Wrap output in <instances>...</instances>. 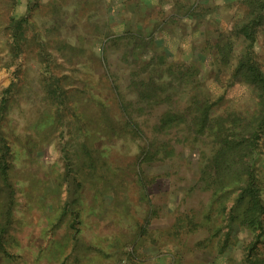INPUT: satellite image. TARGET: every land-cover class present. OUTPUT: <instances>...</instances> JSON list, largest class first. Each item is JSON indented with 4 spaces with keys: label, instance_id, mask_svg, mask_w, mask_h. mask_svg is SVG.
Listing matches in <instances>:
<instances>
[{
    "label": "rangeland",
    "instance_id": "374dc122",
    "mask_svg": "<svg viewBox=\"0 0 264 264\" xmlns=\"http://www.w3.org/2000/svg\"><path fill=\"white\" fill-rule=\"evenodd\" d=\"M253 17L264 76V0H0V264H264V214L241 224L238 189L202 176L198 94L178 75L198 70L218 124L253 118L229 80ZM256 147L264 205L261 130Z\"/></svg>",
    "mask_w": 264,
    "mask_h": 264
},
{
    "label": "trees",
    "instance_id": "16d2710c",
    "mask_svg": "<svg viewBox=\"0 0 264 264\" xmlns=\"http://www.w3.org/2000/svg\"><path fill=\"white\" fill-rule=\"evenodd\" d=\"M191 11L192 7H189L184 14L190 16ZM10 23L14 42L13 51L17 53L22 49L24 43L23 27L27 23V18L11 19ZM258 24V19L253 17L248 23H244L236 33L238 38H243L246 46L243 54L234 65L229 80H231V83L241 82L248 85L257 100L256 114L253 118L249 117V120H245L235 117L232 120L235 123H241L240 127L232 124L221 125L217 123L218 120L211 118L212 109L216 103L210 101L211 98L208 93H204L203 89H206L204 83H201L200 79L195 80L198 70L185 67L183 70H179L180 73H178L183 85L187 88H193L198 94L196 99H193V102L188 106L187 114L191 115L189 110L193 109V107L195 108L196 114H192L195 125L193 132L196 135H200L199 137L204 138L208 143L206 145L208 156L204 155V153L202 154V161L204 162L202 176L208 175L209 177L210 175L219 184H222L226 179L225 182L230 181L234 189H238L235 202L243 203L244 206L240 216L241 224L245 222L249 226H261V217L264 214V205L259 197L252 162V154L257 148L258 132L260 130L264 132V76L258 63L255 62L252 52V45L256 38L254 29ZM215 47L217 51V56L214 57L216 65L229 66L233 49L230 43H224L223 46L216 45ZM144 56L146 57V54ZM152 56L160 58L155 47H152ZM184 116L185 114L175 116L174 121ZM169 122H171L170 118ZM212 135L214 139H212ZM229 172L232 175L228 176ZM242 178L244 179L241 181ZM3 181L7 183L6 178Z\"/></svg>",
    "mask_w": 264,
    "mask_h": 264
}]
</instances>
